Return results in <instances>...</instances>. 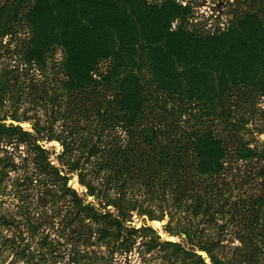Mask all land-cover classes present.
<instances>
[{
	"label": "trees",
	"instance_id": "obj_1",
	"mask_svg": "<svg viewBox=\"0 0 264 264\" xmlns=\"http://www.w3.org/2000/svg\"><path fill=\"white\" fill-rule=\"evenodd\" d=\"M15 1L1 34L9 33V24L17 17L21 0ZM243 3L248 9L238 16L235 27L199 38L188 31H167L169 15L161 12V6H148L143 0H36L25 15L33 25V36L21 53L22 61L47 65L41 52L43 41L46 48L61 46L63 58L57 68L62 67L66 80H56L53 74V84L63 82L69 108L90 102L99 128L93 137L68 125L55 130L51 122L33 123L30 131L0 121L2 141L24 150L15 161L10 151L0 148V184L13 170L11 191L22 203L35 193L41 195L43 206L48 198L51 205L64 199V227L88 225L84 220L89 219L98 226V238L112 242V252H125L136 234L153 233L148 227L138 229L125 222L130 220L127 210L133 207L129 202L134 190L146 197L140 189L156 180L158 187L149 199L161 204V209L162 204L168 208L169 221L174 214L183 220L173 226L169 222L164 230L184 233L190 250L178 242L152 237L142 242L144 252L158 246L167 264H205L195 249L206 252L212 264H240L241 258L253 264L264 244V139L256 137L264 125L256 128L255 124L256 115L264 116V107L257 106L251 94L264 89V0ZM253 23L258 28L252 30ZM101 61H108L104 70H99ZM147 83L161 91V109L148 99ZM232 89L244 90L239 98L242 102L251 98L250 108L256 115L231 108L234 101L227 92ZM57 96L54 92L48 102L53 104ZM143 107L159 113L161 123H141ZM185 113L189 116L181 117ZM10 118L27 119L14 111ZM136 120H141L136 137L120 142L118 126L132 134ZM104 128L115 132L113 140H103ZM41 138L59 142L60 163L68 161L69 172L78 169V181L86 193L98 198L100 205L116 208L119 217L85 203L77 189L67 185L68 173L53 162L51 151L40 145ZM80 151L86 158L96 157L90 175L84 171L88 161H80ZM70 156L73 160H67ZM105 168L108 172L101 173ZM98 177L103 179L98 180L102 182L99 188L98 181H91ZM111 181L117 185L115 196L108 194ZM225 232L232 235L224 238ZM89 233L91 229L88 238ZM47 237L39 238L37 251L43 253L48 244V252L56 258L63 251ZM71 247L68 264L80 263L87 250Z\"/></svg>",
	"mask_w": 264,
	"mask_h": 264
},
{
	"label": "rangeland",
	"instance_id": "obj_2",
	"mask_svg": "<svg viewBox=\"0 0 264 264\" xmlns=\"http://www.w3.org/2000/svg\"><path fill=\"white\" fill-rule=\"evenodd\" d=\"M148 6H161V12H166L169 15V22L167 31L176 32L183 30L185 32H192L199 38H205L210 35H217L224 33L227 30H231L236 25V21L240 19L238 17L245 9L243 0H143ZM15 0H0V15L3 16L0 23V96L3 98V103H0V121L3 120L7 124L20 125L23 128L32 129V124L36 123L38 126L45 125L46 122L53 124V129L59 130L68 126L75 128L76 130L87 131L93 134V137L97 132H94L98 124L93 116L94 111L89 110L90 102L85 105L76 106L75 109L67 106V95L65 94V86L61 82L53 84V78L56 80H66V74L64 70L58 67V63L62 60L63 54L61 46L52 45L50 48H46L45 41H43V55L47 61V65L40 66L37 62L32 61V65H27L22 61L23 49L27 46L28 41L33 36V25L30 21L27 22L25 15L29 13L30 9L35 5L36 0H21L19 2V9L17 17L9 24V33L1 34L5 32L6 25L4 18L11 11ZM181 15H179V13ZM252 30L258 28L256 23H253ZM264 28V23L261 24ZM264 34V31H263ZM52 54V57H51ZM50 55V56H49ZM49 57L51 59H49ZM108 61H101L98 66L99 70H104ZM41 67H44L41 69ZM45 67L49 69L45 70ZM136 70V68H135ZM146 76V80L149 81L150 76L147 69L142 70ZM54 74V76H53ZM47 75L48 78L47 79ZM53 76V78H52ZM49 83V84H48ZM149 88H146L148 99L156 102L155 108L161 109V91H158L156 86L151 83H147ZM58 86L61 88L58 90ZM246 89V88H245ZM244 91V90H242ZM242 91L234 92L230 90L231 103L234 101L231 108L236 110L237 113H244L246 115L255 114L250 108L251 98L242 102L239 95ZM59 94L53 102L49 103L48 100L51 94ZM252 95L255 94V100L257 106L264 107V89L262 91H251ZM237 97V98H236ZM247 98V95H246ZM245 98V99H246ZM254 99V98H252ZM155 105V103H154ZM160 106V107H159ZM150 109V107H147ZM143 107L145 119L136 120L137 127L131 126L132 134H129L123 127L116 129L118 140L122 143H126L127 140L131 141L136 137L137 130L141 123L150 124L152 122L161 123V117L157 116L159 113L151 112ZM16 114L23 113L26 116V120H13L10 118L12 112ZM182 114V113H181ZM189 116L183 114L181 117ZM256 128L264 125V116L255 117ZM63 126V127H61ZM161 124V130L163 129ZM188 123L184 128H188ZM68 128V127H67ZM255 130V129H254ZM263 132H257L256 137L259 140L264 139ZM115 132L106 130L102 133V138L105 141L113 140ZM226 135V132H224ZM128 141V142H129ZM40 145L51 151V158L53 162L59 166L60 170L68 173L67 185L76 188L78 195L84 199L85 203L90 202L94 206L103 207L104 210H111L113 216L117 215V210L111 205H100V200L95 198L94 195L87 194V188L79 183L78 172L79 170L67 171L69 168L68 161H62L57 158V155L61 153L62 146L56 140L48 141L46 138L39 139ZM134 144V143H133ZM0 148L10 151L14 156V160H19V152L24 151L16 149L15 145L6 143L0 138ZM1 149V150H2ZM82 157L80 161H86V165H83L86 174L90 175V172L96 166L91 161L96 160V157L86 158L84 151H80ZM25 154V153H23ZM76 154V153H75ZM67 160H73L70 156ZM105 168L101 173H107ZM88 175L86 179H88ZM10 178H5L0 184V264H68L69 257L73 256L71 252V244L78 246L80 249L87 250V254L80 259V263L77 264H167L164 259H161V250L158 246L153 247L149 251H145V246H141L142 242L150 240L149 238L155 237L157 240H171L178 242L186 250H190V246L186 242L185 234H172L165 232L164 226L169 224L173 226L175 221L183 222L180 215L174 214L172 221H169L168 208H164V204L155 203L150 198L158 185L156 180L152 183L143 186L140 191L145 192L146 197L142 194H137V190H134L132 200L129 204H133V207L127 210V215L130 216V220L126 221L127 226H133L134 228H141L142 226L150 228L151 232H143L135 235V242L132 247L125 252L115 251L112 252L115 247L112 242H109L106 238L99 239L97 235V225L91 223L89 219L84 220V224L88 225H71L65 226L67 209L63 207L64 199H59L56 204L51 205L49 198L46 200V204L43 206L41 201V195L36 193L26 200V203H22L17 196H13L11 191V180L15 176L14 171L10 170ZM84 179V180H86ZM101 178L92 179L95 184ZM87 181V180H86ZM110 181V180H109ZM112 182V181H111ZM7 183V187L2 188L3 184ZM135 185V179L132 180ZM98 186H102V182L96 183ZM109 193L111 196H115L117 193V185L109 187ZM130 191L127 195H130ZM103 204V203H101ZM126 207V204H123ZM145 210V211H143ZM170 210V208H169ZM151 214V217L147 213ZM119 217V216H118ZM152 218V219H150ZM190 218V216H187ZM5 221L7 223H5ZM83 223V222H82ZM91 223V224H90ZM130 223V224H128ZM81 225V224H80ZM91 229L89 238L86 233ZM226 235L224 238H228L232 233H223ZM41 236H48L47 240L54 239L53 243L56 244L59 250L63 251L56 256L51 257L48 252L50 246L47 244L43 253H39L37 248L39 247L38 240ZM107 237H112L109 235ZM56 241V242H55ZM77 247V249H78ZM86 248V249H85ZM250 249V248H249ZM248 249V250H249ZM262 251L258 253L257 257L252 259L253 264H264V244L261 247ZM144 252L141 257V252ZM199 253L205 264H212L209 256L206 252L195 249ZM46 253V254H45ZM64 254V255H61ZM79 258V257H78ZM69 259V260H68ZM192 257L189 260L192 262ZM259 260V262H258ZM245 262V263H243ZM76 264V263H74ZM188 264H195L194 262ZM238 264V263H235ZM240 264H251L247 260L241 258Z\"/></svg>",
	"mask_w": 264,
	"mask_h": 264
}]
</instances>
